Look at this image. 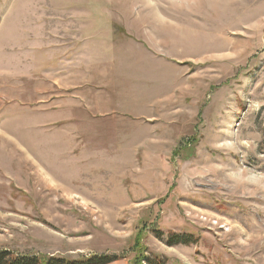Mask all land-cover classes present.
I'll list each match as a JSON object with an SVG mask.
<instances>
[{"label":"rangeland","instance_id":"obj_1","mask_svg":"<svg viewBox=\"0 0 264 264\" xmlns=\"http://www.w3.org/2000/svg\"><path fill=\"white\" fill-rule=\"evenodd\" d=\"M0 250L264 264V0H0Z\"/></svg>","mask_w":264,"mask_h":264},{"label":"trees","instance_id":"obj_2","mask_svg":"<svg viewBox=\"0 0 264 264\" xmlns=\"http://www.w3.org/2000/svg\"><path fill=\"white\" fill-rule=\"evenodd\" d=\"M118 259V256L67 259L41 255H20L10 250H0V264H111ZM149 262L151 264H163V262H159L157 259L150 260Z\"/></svg>","mask_w":264,"mask_h":264}]
</instances>
